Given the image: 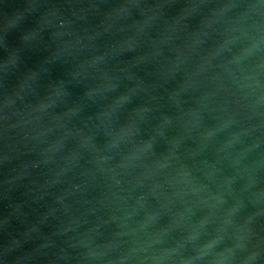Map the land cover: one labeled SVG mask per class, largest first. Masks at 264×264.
<instances>
[{"label":"water","instance_id":"obj_1","mask_svg":"<svg viewBox=\"0 0 264 264\" xmlns=\"http://www.w3.org/2000/svg\"><path fill=\"white\" fill-rule=\"evenodd\" d=\"M0 264H264V0H0Z\"/></svg>","mask_w":264,"mask_h":264}]
</instances>
